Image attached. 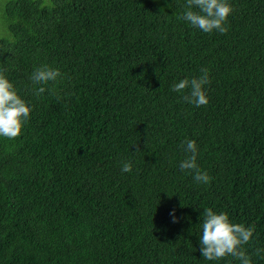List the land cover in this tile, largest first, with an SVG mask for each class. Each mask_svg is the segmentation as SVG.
Listing matches in <instances>:
<instances>
[{
    "label": "trees",
    "instance_id": "obj_1",
    "mask_svg": "<svg viewBox=\"0 0 264 264\" xmlns=\"http://www.w3.org/2000/svg\"><path fill=\"white\" fill-rule=\"evenodd\" d=\"M227 2L226 34L186 0L5 3L0 72L31 112L0 137V264H240L203 259L205 208L254 227L264 264V0ZM44 65L61 76L33 85ZM202 68L196 107L171 88ZM186 139L208 184L180 169Z\"/></svg>",
    "mask_w": 264,
    "mask_h": 264
},
{
    "label": "clouds",
    "instance_id": "obj_2",
    "mask_svg": "<svg viewBox=\"0 0 264 264\" xmlns=\"http://www.w3.org/2000/svg\"><path fill=\"white\" fill-rule=\"evenodd\" d=\"M232 11L227 0H186L181 19L205 33L218 31L220 34H226L228 28L225 25ZM201 73L199 78L180 80L172 85L171 90L178 93L188 90V94L183 96L187 103L196 107L207 105L209 101L204 86L209 83L208 69L202 68ZM60 76L58 69L44 65L33 70L30 80L33 85H47L49 82H55ZM46 90L48 89L43 86L34 89L38 97ZM30 112L29 105L18 95L14 85L0 72V137L17 138L28 121ZM181 147L188 155L180 162V169L192 174L198 183L208 184L212 178L197 165L196 142L186 139ZM121 171L130 173L131 161L125 162ZM170 215L174 217V211ZM173 222H176L175 218ZM200 228L202 229L199 237L200 252L204 260L218 261L230 255L239 260L240 264H252L251 257L244 250V245L250 243L255 231L254 227L232 223L226 213L218 214L211 208H205ZM261 251L264 250L257 249L256 254L259 255Z\"/></svg>",
    "mask_w": 264,
    "mask_h": 264
},
{
    "label": "rangeland",
    "instance_id": "obj_3",
    "mask_svg": "<svg viewBox=\"0 0 264 264\" xmlns=\"http://www.w3.org/2000/svg\"><path fill=\"white\" fill-rule=\"evenodd\" d=\"M8 1H10V0H0V38L5 36L3 18L1 16H2V12H3V7H4L5 3Z\"/></svg>",
    "mask_w": 264,
    "mask_h": 264
}]
</instances>
